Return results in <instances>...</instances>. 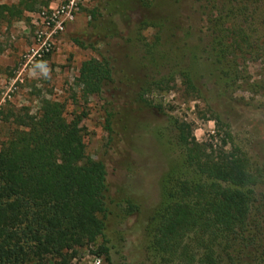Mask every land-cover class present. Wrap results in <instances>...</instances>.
<instances>
[{"label": "rangeland", "instance_id": "rangeland-1", "mask_svg": "<svg viewBox=\"0 0 264 264\" xmlns=\"http://www.w3.org/2000/svg\"><path fill=\"white\" fill-rule=\"evenodd\" d=\"M19 2L0 0V143L16 127L12 114L36 116L42 99L63 104L67 120L81 117L85 152L108 171L104 239L113 264H166L151 243L158 212L169 200L165 185L169 179H198L184 164L177 120L189 122L198 141L218 132L213 143L224 137V150L233 145L246 155L253 171L244 188L251 197V240L237 243L229 250L232 260L224 256L221 264H264V0L134 3L117 20L118 35L98 44L115 67L114 79L101 95L87 98L77 86L79 68L99 57L72 37L88 31L89 10L100 0H36L33 11ZM164 17V35L175 31L186 52L152 69L145 45L155 41L156 29L141 21ZM145 71L167 81L139 103ZM185 73L196 98L185 89ZM102 240L78 248L69 264H95L98 258L104 264L90 252Z\"/></svg>", "mask_w": 264, "mask_h": 264}, {"label": "trees", "instance_id": "trees-1", "mask_svg": "<svg viewBox=\"0 0 264 264\" xmlns=\"http://www.w3.org/2000/svg\"><path fill=\"white\" fill-rule=\"evenodd\" d=\"M138 1L100 0L89 10L88 31L72 37L99 57L80 65L76 82L82 97L101 95L113 81L115 67L110 57L99 52L98 44L118 35L117 20H123ZM35 3L20 0L19 5L33 11ZM141 22L156 29L155 41L145 45L152 69L164 59L173 61L176 52L185 55L177 33H163L167 17ZM167 42L169 50L157 49V43ZM144 80L135 97L139 103H145L144 95L167 81L146 71ZM182 80L191 96H197L188 73ZM134 81L132 76L130 84ZM40 104L36 116L12 114L16 127L0 143V264H43L48 259L69 264L78 248L93 245L98 238L102 242L90 252L102 257L104 264H113L104 239L107 167L86 154L81 117L67 120L63 104L57 101L42 99ZM175 128L184 164L198 179L167 181L164 192L169 200L158 212L152 247L166 264H221L224 256L232 260L229 250L251 240L247 228L251 197L244 189L253 180L249 161L236 146L224 150V137L222 143H213L218 132L198 141L189 122L177 120Z\"/></svg>", "mask_w": 264, "mask_h": 264}, {"label": "built area", "instance_id": "built-area-1", "mask_svg": "<svg viewBox=\"0 0 264 264\" xmlns=\"http://www.w3.org/2000/svg\"><path fill=\"white\" fill-rule=\"evenodd\" d=\"M100 262H101V259L98 258V259L96 260V263H95V264H99Z\"/></svg>", "mask_w": 264, "mask_h": 264}]
</instances>
